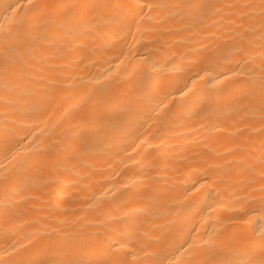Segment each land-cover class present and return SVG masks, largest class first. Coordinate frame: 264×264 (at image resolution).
<instances>
[{
    "label": "bare ground",
    "instance_id": "1",
    "mask_svg": "<svg viewBox=\"0 0 264 264\" xmlns=\"http://www.w3.org/2000/svg\"><path fill=\"white\" fill-rule=\"evenodd\" d=\"M0 264H264V0H0Z\"/></svg>",
    "mask_w": 264,
    "mask_h": 264
}]
</instances>
